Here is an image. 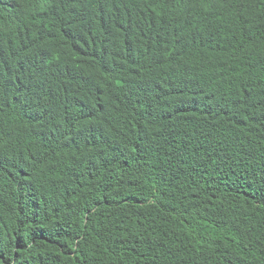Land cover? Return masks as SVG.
Masks as SVG:
<instances>
[{"label": "trees", "instance_id": "trees-1", "mask_svg": "<svg viewBox=\"0 0 264 264\" xmlns=\"http://www.w3.org/2000/svg\"><path fill=\"white\" fill-rule=\"evenodd\" d=\"M0 264H264V0H0Z\"/></svg>", "mask_w": 264, "mask_h": 264}]
</instances>
